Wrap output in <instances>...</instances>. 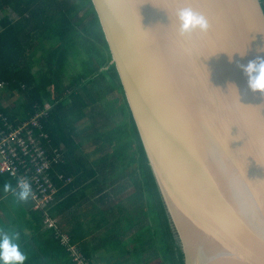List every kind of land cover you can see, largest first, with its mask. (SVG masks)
Here are the masks:
<instances>
[{
    "label": "water",
    "instance_id": "95a60500",
    "mask_svg": "<svg viewBox=\"0 0 264 264\" xmlns=\"http://www.w3.org/2000/svg\"><path fill=\"white\" fill-rule=\"evenodd\" d=\"M92 2L187 264H264V95L239 67L264 59L261 0ZM185 7L207 34L179 35Z\"/></svg>",
    "mask_w": 264,
    "mask_h": 264
},
{
    "label": "trees",
    "instance_id": "16d2710c",
    "mask_svg": "<svg viewBox=\"0 0 264 264\" xmlns=\"http://www.w3.org/2000/svg\"><path fill=\"white\" fill-rule=\"evenodd\" d=\"M0 25V96L8 90L20 100L10 110L0 105V141L20 130L29 150L13 143L20 172L42 181L43 152L45 174L57 188L51 203L30 209L37 225L49 226L61 196L77 188L84 223L89 213L99 215L95 236L118 252L116 264H187L92 0H0ZM0 177L16 187L8 173ZM77 222L69 231L72 251L55 229L47 246L35 245L65 255L69 264L75 256L94 264V250L74 235Z\"/></svg>",
    "mask_w": 264,
    "mask_h": 264
},
{
    "label": "crops",
    "instance_id": "0c3cea01",
    "mask_svg": "<svg viewBox=\"0 0 264 264\" xmlns=\"http://www.w3.org/2000/svg\"><path fill=\"white\" fill-rule=\"evenodd\" d=\"M5 184H11L14 186V182L5 178L2 179V177H0V227L8 230L14 229L20 232V243L22 249L25 250L24 252L28 256L26 264H69L65 255H60L59 257L55 255L53 249L47 250L43 247H41L42 249L39 251L35 243L42 246V244L45 242V245L47 246L49 238H52L53 236V229H55L56 232L59 233L63 231L61 233V238L65 239L68 244L72 246L68 241L69 231L74 229L77 230L79 227V223L77 221L82 222V225L80 226L78 232H75L76 230L74 231V235L77 238L78 243L85 245L87 249L94 250L91 252L93 263L102 264L104 257L107 259L111 258L112 250H110V248H104V246H101L100 236H95V234L97 235L99 233L96 230L94 231V219L98 220L99 215H95V213H89V219H87L86 223H84V219H82L83 213H79L78 209L82 200L79 193H77V188L71 192L68 191L61 196L60 204L55 207L52 213H50L53 221L57 223L56 228H51L47 226L45 222H43L42 225H37L34 216L32 213H30V209L33 207V202L29 199L28 203L26 204L18 203L12 192L5 191ZM10 208H14V210H11ZM12 211H17L19 213H11ZM93 214L95 215L94 217ZM92 218L93 220H91ZM14 222H16L17 225L12 227ZM33 236H39V238H37L36 241L30 245V240ZM55 239H57L56 236ZM96 244L98 246L97 250L93 248L96 247ZM26 245L30 246L26 247ZM28 248L29 253L27 252ZM60 251L62 252L61 249Z\"/></svg>",
    "mask_w": 264,
    "mask_h": 264
},
{
    "label": "clouds",
    "instance_id": "9594fccd",
    "mask_svg": "<svg viewBox=\"0 0 264 264\" xmlns=\"http://www.w3.org/2000/svg\"><path fill=\"white\" fill-rule=\"evenodd\" d=\"M175 24L181 37L188 36L193 32L207 34L209 22L206 17L191 8H181L176 13ZM243 55V54H241ZM247 78V86L252 93L264 95V59L257 58L248 62L247 65H239ZM230 87H234L230 85ZM231 184L238 198L245 196L242 180L231 176ZM5 191L12 192L18 203L26 204L34 195L31 184L26 180H18L15 188L11 184H5ZM21 235L17 230H8L0 227V264H26L27 254L20 243Z\"/></svg>",
    "mask_w": 264,
    "mask_h": 264
},
{
    "label": "built area",
    "instance_id": "2783aa9c",
    "mask_svg": "<svg viewBox=\"0 0 264 264\" xmlns=\"http://www.w3.org/2000/svg\"><path fill=\"white\" fill-rule=\"evenodd\" d=\"M32 125L36 126V123L32 122ZM20 134L21 131L17 130L10 136H6L3 138L2 141H0V173H8L14 179H23L29 182L34 193V195L31 197L33 200L34 207L44 208L48 205V203L52 202V200L54 199V194L57 192L55 183H53L49 179L48 174H45L46 170L49 169V162L45 160L46 158L43 152L38 153V157H42V163L37 169V173L39 175H42V181L38 176L26 177L25 174L21 173L19 170V166L16 164V161L13 160V158L19 159V153L13 143H16V145H18V148H22L25 154H27L29 150L26 146V140L19 137ZM20 161V164L23 166L24 159L22 160L20 158ZM46 221H48L49 226H54L53 221L49 217L46 218ZM61 242L64 245L69 246L68 242L65 239H62ZM69 249L72 251L71 246H69ZM74 260L76 264H86L79 256H75Z\"/></svg>",
    "mask_w": 264,
    "mask_h": 264
},
{
    "label": "rangeland",
    "instance_id": "374dc122",
    "mask_svg": "<svg viewBox=\"0 0 264 264\" xmlns=\"http://www.w3.org/2000/svg\"><path fill=\"white\" fill-rule=\"evenodd\" d=\"M10 15H11L12 18L15 17L14 12H11ZM1 88H3V87H1ZM4 96H6L7 98H6V100H2V101L0 100V104L3 105L4 108H7V110H10V108L12 107L13 104H15V103L20 101L17 96H14L8 90H6V91L3 90V93H1V97H4ZM10 209L14 210V208H10ZM11 213H19V212L12 211ZM16 225H17V223L14 222L12 227H14ZM113 252H111L112 253L111 258H109V259H107L106 257L103 258L104 260H102V264H116V255H115V253L117 254L118 252L114 251V250H113ZM107 254H108V252H107ZM117 261H118V258H117ZM158 263H159V261H154L151 264H158Z\"/></svg>",
    "mask_w": 264,
    "mask_h": 264
},
{
    "label": "snow or ice",
    "instance_id": "6c2138e0",
    "mask_svg": "<svg viewBox=\"0 0 264 264\" xmlns=\"http://www.w3.org/2000/svg\"><path fill=\"white\" fill-rule=\"evenodd\" d=\"M170 2V0H151V3L154 5V6H158V8H161L162 10L166 11L169 16H170V13H169V10L165 7H162L163 4L165 3H168ZM231 127H229L227 129V136H228V141H227V149H226V157L231 159L234 163L237 164V166H239V161L241 160H246L248 156H253L252 154L250 153H246L244 151H241L239 153H236V154H230L229 151H228V144H229V141H230V137H229V130H230ZM250 187H252V185H250Z\"/></svg>",
    "mask_w": 264,
    "mask_h": 264
}]
</instances>
